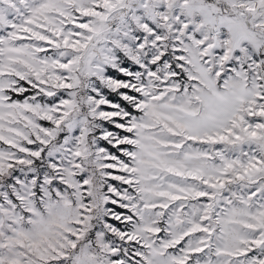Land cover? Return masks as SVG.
Masks as SVG:
<instances>
[{"label":"snow or ice","instance_id":"obj_1","mask_svg":"<svg viewBox=\"0 0 264 264\" xmlns=\"http://www.w3.org/2000/svg\"><path fill=\"white\" fill-rule=\"evenodd\" d=\"M0 264H264V0H0Z\"/></svg>","mask_w":264,"mask_h":264},{"label":"rangeland","instance_id":"obj_2","mask_svg":"<svg viewBox=\"0 0 264 264\" xmlns=\"http://www.w3.org/2000/svg\"><path fill=\"white\" fill-rule=\"evenodd\" d=\"M114 171H116V170H114ZM116 183H118V182H116Z\"/></svg>","mask_w":264,"mask_h":264}]
</instances>
